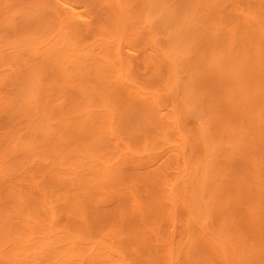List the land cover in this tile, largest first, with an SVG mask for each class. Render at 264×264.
I'll return each mask as SVG.
<instances>
[{
  "label": "bare ground",
  "instance_id": "bare-ground-1",
  "mask_svg": "<svg viewBox=\"0 0 264 264\" xmlns=\"http://www.w3.org/2000/svg\"><path fill=\"white\" fill-rule=\"evenodd\" d=\"M0 264H264V0H0Z\"/></svg>",
  "mask_w": 264,
  "mask_h": 264
}]
</instances>
